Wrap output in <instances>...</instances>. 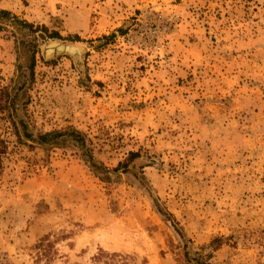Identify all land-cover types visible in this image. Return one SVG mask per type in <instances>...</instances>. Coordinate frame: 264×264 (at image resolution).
<instances>
[{
  "label": "rangeland",
  "instance_id": "rangeland-1",
  "mask_svg": "<svg viewBox=\"0 0 264 264\" xmlns=\"http://www.w3.org/2000/svg\"><path fill=\"white\" fill-rule=\"evenodd\" d=\"M1 9L62 38L36 33L30 80L28 30L0 22V90L24 82L17 114L31 130H81L110 171L94 172L74 146L18 143L0 112V264H187L156 202L191 253L264 264V0H0ZM49 39L82 46L81 61L47 55Z\"/></svg>",
  "mask_w": 264,
  "mask_h": 264
},
{
  "label": "trees",
  "instance_id": "trees-1",
  "mask_svg": "<svg viewBox=\"0 0 264 264\" xmlns=\"http://www.w3.org/2000/svg\"><path fill=\"white\" fill-rule=\"evenodd\" d=\"M3 21H13L14 24H17L23 29L28 30L29 35L31 36L27 40L21 41L24 48H27V51L30 53L29 57V63L27 65L29 78L30 80L33 79L34 76V68H35V62H36V53L39 51L38 44H37V36L36 33H46L50 37H56V38H62V36L59 34V32H49V29L47 26H36L32 22H29L24 19H20L16 14L11 12L7 9H1L0 10V22ZM4 26L0 24V31L3 30ZM124 33H122L123 35ZM114 35L111 34L110 36H107L106 39L109 37H113ZM106 37V36H104ZM103 37V38H104ZM75 40H80L79 36L73 37ZM24 82H22L21 85H16L14 88V93L11 94L10 86L2 87L0 90V112L5 113L6 117L9 119L13 132L17 137V142L20 144L27 145L29 148L34 149L35 145L29 143L28 141L36 142L37 144L41 145L45 150H50L53 147H66V146H74L77 149L81 151L82 157L85 159V161L89 162V165L96 173H109V169L102 163L95 160L94 155L92 153V150L89 148L87 141H86V135L79 129L75 127H67L65 129H55L51 131H46L44 133L35 134L31 128L29 127L28 122L18 116L17 114V104L16 101L18 100L19 95L17 93H20L24 86ZM17 89V91H16ZM8 147L5 144L3 140H0V168L2 167V160L4 154L7 153ZM139 154L136 152H131L129 155L128 161L119 163L115 168H113V171H119L122 167L127 168L129 162H131L136 156ZM157 209L159 213L164 217V219L167 222L171 223L173 222V227L177 231L178 235L183 239V254H184V260L187 264H211V254L203 255L200 252L191 253L188 249V244L185 234L183 233L182 229L178 227V222L176 221L173 214L166 211L164 208H162L158 202H156ZM212 244H219V239L215 238L211 241ZM44 245L39 244V248L43 250L40 252V255L45 254L48 256L49 254H46L47 247H43ZM218 247V246H217ZM49 253V251H48ZM40 257V256H39ZM41 258V257H40ZM96 260H98L99 256L95 257Z\"/></svg>",
  "mask_w": 264,
  "mask_h": 264
},
{
  "label": "water",
  "instance_id": "water-1",
  "mask_svg": "<svg viewBox=\"0 0 264 264\" xmlns=\"http://www.w3.org/2000/svg\"><path fill=\"white\" fill-rule=\"evenodd\" d=\"M46 48V54L51 55L54 52H65L70 54L75 61H81L82 55H83V47H82V52L80 54L74 53L75 45L72 42H66L64 43L63 41H60L58 39H49L45 44ZM76 51V49H75Z\"/></svg>",
  "mask_w": 264,
  "mask_h": 264
},
{
  "label": "bare ground",
  "instance_id": "bare-ground-1",
  "mask_svg": "<svg viewBox=\"0 0 264 264\" xmlns=\"http://www.w3.org/2000/svg\"><path fill=\"white\" fill-rule=\"evenodd\" d=\"M74 45H75V49H76V51H75V49L73 50L74 53L80 54V52H82V46L77 45V44H74Z\"/></svg>",
  "mask_w": 264,
  "mask_h": 264
}]
</instances>
